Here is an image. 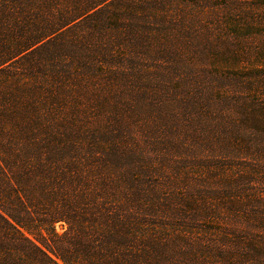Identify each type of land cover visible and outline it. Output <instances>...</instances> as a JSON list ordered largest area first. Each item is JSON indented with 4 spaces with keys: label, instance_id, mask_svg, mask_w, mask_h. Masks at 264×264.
I'll use <instances>...</instances> for the list:
<instances>
[{
    "label": "trees",
    "instance_id": "1",
    "mask_svg": "<svg viewBox=\"0 0 264 264\" xmlns=\"http://www.w3.org/2000/svg\"><path fill=\"white\" fill-rule=\"evenodd\" d=\"M0 264H264V0H0Z\"/></svg>",
    "mask_w": 264,
    "mask_h": 264
},
{
    "label": "rangeland",
    "instance_id": "2",
    "mask_svg": "<svg viewBox=\"0 0 264 264\" xmlns=\"http://www.w3.org/2000/svg\"><path fill=\"white\" fill-rule=\"evenodd\" d=\"M55 228L59 233H62L67 228V225L62 222H59L56 224Z\"/></svg>",
    "mask_w": 264,
    "mask_h": 264
}]
</instances>
